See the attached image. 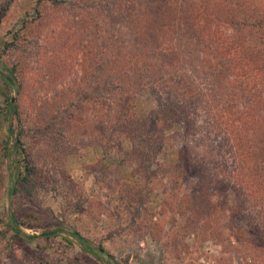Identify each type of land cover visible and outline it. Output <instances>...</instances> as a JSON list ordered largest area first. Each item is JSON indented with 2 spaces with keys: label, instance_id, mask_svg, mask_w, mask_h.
<instances>
[{
  "label": "rangeland",
  "instance_id": "1",
  "mask_svg": "<svg viewBox=\"0 0 264 264\" xmlns=\"http://www.w3.org/2000/svg\"><path fill=\"white\" fill-rule=\"evenodd\" d=\"M36 1L13 0L0 18V73L13 70L16 77L14 84L0 78V216L9 222L13 213L26 218L33 227H20L21 231L37 236L24 243L12 242V232L0 238V264H98L72 232L102 246L121 264H264V161L256 159L260 148L253 145L252 131H264V124L258 128L264 119V0L170 2L171 7L185 4L191 11L203 7V15H196L197 26H181L174 35H164L172 39L168 45L182 35L205 44L198 46L194 60L201 77L188 69L179 74L183 87L192 86L199 93L194 110L200 144L196 148L191 138L172 134V143L151 168L156 177L150 178L149 195L139 215L132 216L126 210L128 193L139 191L144 181L133 160L122 163L116 151L104 153L92 140L91 135H98L92 115L100 120V107L92 111L82 102L84 121L71 129L51 135L33 129L44 127V111L62 112L82 95L86 89L82 77L95 45L81 9L44 4L43 23L24 29L27 36L8 46L13 33L21 31L22 21L29 20ZM159 20L167 26V21ZM242 24L248 26L241 29ZM249 41H254L252 46ZM251 59L260 61V70ZM169 80L175 85L177 79ZM238 92L243 98L236 100ZM133 104L141 117L156 113V103L147 93ZM14 105L28 131L23 138L28 163L43 182L29 197L8 191L15 156L9 151L4 158L1 145L8 141V147L13 146L10 120L4 118ZM236 135L243 137L239 145ZM247 143L249 148L243 150ZM180 145L188 146L192 161L201 162L207 180L196 208L190 201L199 192L198 178L176 168ZM48 231L57 233L49 239L40 236Z\"/></svg>",
  "mask_w": 264,
  "mask_h": 264
},
{
  "label": "trees",
  "instance_id": "2",
  "mask_svg": "<svg viewBox=\"0 0 264 264\" xmlns=\"http://www.w3.org/2000/svg\"><path fill=\"white\" fill-rule=\"evenodd\" d=\"M171 1L174 0H37L31 14L28 15L29 20L22 21L21 31L14 32L8 44V46H14L15 42H21L27 36L24 34V29L30 30L35 25L40 26L43 23L45 17L41 13L40 6L44 4H51L55 7L65 6L68 9L79 8L84 12L83 18L88 21L95 42L90 50L87 72L82 77V83L86 85V89L82 90V95L79 98L76 97L75 102H70L64 111L52 115H47L44 111L43 114L47 117L44 127L37 126L33 129L44 134L47 132L48 135L55 130L71 129L69 126L82 125L84 121L82 102L89 104L92 111L100 107L98 114L102 116L101 119L95 120L92 115L93 128L98 133L96 137L91 135L92 140L101 147L104 153L116 151L122 163L133 160L136 166L135 171L142 176L144 181L143 188L128 193L129 207L126 210L131 216L139 215V208L149 195L147 186L152 180L150 178L156 177V173L151 168L158 161L159 154L168 148L170 142L172 143L174 137L172 134L180 132L177 137L180 136L186 140L191 138L196 148L200 144H197L196 139L198 117L194 110L199 104V93L197 88L193 89L192 86L183 87L181 84L183 76L179 74L188 69L195 77H201L202 72L194 60L198 46L205 44L202 42L198 44V41H195L196 38L189 37L191 39L189 40L182 35L178 37L176 43L168 45L166 42L169 40L164 35L168 37V35L175 34V29L182 30L179 28L183 27L192 29L193 26H197L200 21L196 15H203V7L198 6L196 10L191 11L185 4L176 7L173 3V8ZM199 1L201 0H191L192 4H197ZM11 2L13 0H3L0 5V18L5 15ZM167 3L169 4L165 5ZM159 4L165 5L162 6L163 9L159 7ZM121 6H124V9H121ZM159 19L167 21V26L171 29L166 25H161ZM246 26L248 25L242 24L239 28ZM110 31L116 33L115 38L112 37ZM184 34L187 35L188 32ZM171 41L172 39L169 42ZM98 42L99 45H97ZM252 42L254 41L248 43L252 46ZM190 48L195 51L188 50ZM262 52H264V47ZM207 54L210 53L207 52ZM251 62L256 64L255 68L260 70L259 60L251 59ZM172 77L177 79L175 85L168 84V81L172 82L169 80ZM0 78L6 83L14 84L16 77L13 70L7 69L6 75L0 73ZM141 93H147L155 101V115L149 113L141 117L137 114L133 100ZM235 98L236 100L242 99V92H238ZM249 107L251 108V105ZM7 118L10 120L9 131L13 146L8 147V141L2 142L3 157L5 158L9 151H12L15 156L12 161L15 172L13 178H10L11 189L9 187L8 191L13 196L29 197L38 188L43 187V182L41 178H38L36 168L28 163L27 142L23 139L24 135H28V131L22 125L18 105L9 107L4 120ZM261 120L258 128L264 124V119ZM176 126H179L181 130L176 129ZM252 131L254 132L253 145L260 148L256 159L263 162L264 131L257 128ZM200 138L202 137H199L198 142H203ZM234 138L238 140V145L243 139L237 135ZM244 146L248 147V143L242 146L243 150ZM178 154L177 163L179 165L176 168L198 178L199 192L190 201L192 207L196 208L198 205L196 202L201 199L202 193H205L202 189L207 182L203 177L204 169L201 162L191 160L188 155V146L180 145ZM100 165V169L103 167L101 170H104L102 160ZM103 176L101 175L102 178ZM132 203L135 206L131 205ZM0 225L1 239L11 232L12 242H31L37 238L35 235H27L21 231L20 227L32 228L33 224L24 217L18 218L16 213L11 214V222L6 217L0 216ZM56 233V231H48L40 236L49 239ZM71 234L80 242L83 250L98 261V264H121L102 246L91 245L77 232Z\"/></svg>",
  "mask_w": 264,
  "mask_h": 264
}]
</instances>
